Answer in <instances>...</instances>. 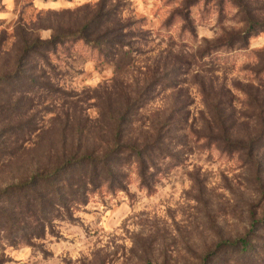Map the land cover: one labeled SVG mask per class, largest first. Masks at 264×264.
<instances>
[{"label": "rangeland", "instance_id": "1", "mask_svg": "<svg viewBox=\"0 0 264 264\" xmlns=\"http://www.w3.org/2000/svg\"><path fill=\"white\" fill-rule=\"evenodd\" d=\"M188 11L195 37L183 32ZM248 20L264 23V0H0V76L23 71L14 90L26 88L29 120L28 138L4 147L0 188L73 157L104 159L119 141L111 174L74 169L93 170L84 205L55 213L37 247L0 242V264H200L210 253L219 264L217 245L264 207V31L200 56ZM85 29L100 51L73 39ZM226 137L256 149L227 150ZM128 145L153 152L140 166Z\"/></svg>", "mask_w": 264, "mask_h": 264}, {"label": "trees", "instance_id": "2", "mask_svg": "<svg viewBox=\"0 0 264 264\" xmlns=\"http://www.w3.org/2000/svg\"><path fill=\"white\" fill-rule=\"evenodd\" d=\"M191 17V11H188L187 14L184 13L185 24L183 32L195 37L196 29L190 20ZM261 31H264V23L248 20L244 31L233 35L222 45L218 43V45L204 49L200 58H206L214 51H219L222 48L232 50L237 42L245 46L251 37ZM72 37L92 46L97 51L103 48L98 39L90 38L91 36L86 32V29L72 35ZM64 39L63 36L58 34L49 42H34L25 48L22 58L25 60L31 53L39 54L41 51H46ZM109 47L111 49V46ZM44 61L46 62L47 59L44 58ZM209 70L211 69L206 71ZM22 75L24 76L23 71L17 68L12 76H0V88L5 87L7 82H10L9 84L12 85L10 89L11 91L14 90L18 84L21 85L23 83H20V81H25L26 76L23 77ZM26 91V88L22 85L17 90L12 91L11 94L13 95H10L9 98L0 99V119L6 121V125L0 128V172L5 168L6 157L12 156V152L4 150L6 143L14 136L17 141L28 138L29 128L27 125L29 120H27V112L24 111L25 109L22 106ZM218 122L225 128L226 125L222 117H219ZM120 135L121 132H119ZM219 141L225 149L243 153L254 151L257 144L256 139L243 143L226 137ZM116 146H119V141L116 142L115 148L110 151L111 154L105 156L104 159H93L92 157L78 159L73 157L52 172L36 171L24 179L2 186L0 188V242L4 241L11 246H17L19 237H22L27 245L37 247L33 244L34 241L44 239L48 229L51 231L53 221H55V213L65 211L71 217L73 207L84 205L85 198L92 185L90 181H83L85 176L93 178V170L96 172L100 163L103 164L104 173L111 174L113 172L114 152H118ZM124 148L131 152V156L136 159L140 166L144 165L146 160L144 157L147 152H153V147L151 146L138 147L128 145ZM87 166H94L90 174L87 170L83 172L84 169L81 170L82 174L73 173L77 167L81 169V167ZM118 176L119 174L115 173L112 178L114 179ZM78 197H80V200ZM253 209L254 207L252 206L248 211L250 230L243 237L233 240H222L215 248L213 258L218 259L220 261L219 264H249L253 261L264 264V219L258 218L259 215L264 217V207L260 214ZM210 256H212L211 253ZM210 256L206 255L202 258L200 264H212Z\"/></svg>", "mask_w": 264, "mask_h": 264}]
</instances>
